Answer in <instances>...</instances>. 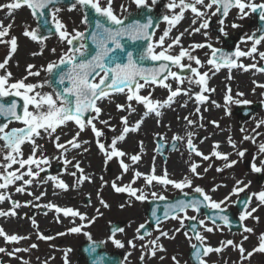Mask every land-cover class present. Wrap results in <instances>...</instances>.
Segmentation results:
<instances>
[{
  "label": "snow or ice",
  "instance_id": "1",
  "mask_svg": "<svg viewBox=\"0 0 264 264\" xmlns=\"http://www.w3.org/2000/svg\"><path fill=\"white\" fill-rule=\"evenodd\" d=\"M132 3L136 5L138 9L147 8V0H131ZM157 0H152L154 5ZM59 0H11L7 4H0V9H7V14L9 16L13 15L16 10L26 7L30 10V13L34 17H38L43 21V24L35 29L25 28L22 35L29 38L33 42H37L43 48L47 36L43 35V30L47 29L52 31L54 29V35L58 36L61 43H66L69 47L66 51L62 52L59 56L58 61L49 62L46 66H42L40 70L33 71L35 65L29 64L27 66V75L19 80L13 81L12 73L7 70V65L18 48V38L16 36H11L10 39L5 40L4 37L9 36L12 24L8 26H3L0 23V44L10 45L8 55L0 62V70H3V74H0V98L5 97H18L22 104L17 103L13 99L10 103H0V117H3L6 121L0 124V155L4 160L3 164H0V190H7L9 186L15 185L17 181H22V185L15 188L18 193H25L27 186L32 185L37 178L40 177V172L44 169L42 165L48 163V158L42 154L43 145L37 143V139H43L45 136L50 137L55 143L57 149H62L67 151L68 146L73 149H79L81 147V142L79 140L80 133L85 131L87 128H91L92 133L97 138V147L99 151L105 157V163L113 160L114 158L119 159L120 168L123 172L129 171V165L124 162L123 157L128 154L121 150L117 145L119 141H124L129 133L137 132L144 118L154 114L156 117L162 115L161 110L165 107H171L175 102V99L180 95L189 96L190 99L195 100L197 107L195 109L196 113L200 112L199 105L208 100V96L204 93L213 92L214 89H210L207 86L208 83V72H201L200 69L206 65L211 66L209 69L213 74L220 71L221 68H227L231 70L232 68H242L244 71H248L249 68H254L258 72H264V67H258L257 64L253 63L251 65H245L240 62L242 57H253L254 54H258L261 60H264V51H259L258 46L264 44V0L260 3L255 2V0H169L166 5L170 15H164L163 20L167 23L168 28H166L162 35L158 39H153L155 33L152 31L154 28V22L151 17L147 19L146 22H140L138 20H133L131 23H125V19H122L116 14V9L114 7V0H74L69 8L72 10H92L95 16L92 18L94 23V28L88 37L92 44L95 46V53L90 59H78V57H83L85 54V34L73 29L71 32L66 28V25L58 17V13L61 11L60 7H57ZM51 6V7H50ZM178 9V11H176ZM232 9L237 10V18L244 19L250 14H258L259 20L262 26L257 29L256 33L251 35H246L241 38L242 43L251 42V47L247 51L242 50L237 47L233 52H224L223 50L214 48L210 43H195L189 45L185 48L182 45L181 38L184 32H188L189 35L194 33H200L202 29H208L210 27L211 16L218 17V23L221 25L220 31L224 32V25L229 13ZM47 10V11H46ZM120 10L127 11L123 4L120 5ZM190 11L193 14L192 25H196L199 21L198 27H192L191 32L189 29H185L184 32L175 36L171 39V43L166 44V38H170V32L175 28L181 20L185 18V13ZM209 11L211 16H209ZM50 17V20L48 19ZM103 21H107L105 24ZM82 23L89 22V16L85 14ZM51 24L49 28L48 25ZM108 25H114L115 27H109ZM232 28L239 27L238 24L232 23ZM205 36L208 33L205 31L203 33ZM124 39L136 41H144L146 47L140 49L135 57L131 51L127 52L126 62H121L118 57L111 55L114 50L124 51V45L122 41ZM78 42V46L76 43ZM110 45L112 47H110ZM174 47H179L178 54H173ZM207 48L210 50L208 58L206 61H202L198 56L193 55L196 49ZM159 49V51H157ZM53 53L56 49L51 50ZM37 53H33L36 55ZM39 54H42L39 53ZM154 62L153 67H145L144 61ZM187 60L188 63H184ZM195 64V66H193ZM63 66V67H62ZM173 68L179 69V71H174ZM187 69L191 75L182 76L180 73ZM41 71L46 72L49 77L54 76V82L58 85V88H54L53 93H45L37 91L39 88H43L45 85L51 86L52 80L46 79L43 83H28V77H39ZM231 79V76H229ZM174 81L176 87L173 88V84L169 81ZM185 82L188 85H196L199 87V92L192 93L191 87L183 88L181 87ZM257 84L256 81H253ZM258 87L264 88V84H257ZM154 87H160L168 91V96L163 101L153 99V91H148V89H154ZM147 91V94H142V92ZM229 89V93H230ZM113 93L124 94L126 97V104H117V111L127 112L128 115L121 116L120 121L122 131L120 134L113 138L110 145H105L99 138L103 135V132L97 128L96 121L108 126V120H101L100 117L103 113V109L99 106L100 101L109 99ZM243 93H237V96H242ZM225 104L233 103H243L249 104L250 101L247 100H233L230 94H226L224 97ZM133 102L137 105H142L145 109L143 116L136 120L133 124L129 123V117L132 113L136 112V108L133 106ZM215 103V101H213ZM186 106V105H181ZM219 107V105H217ZM18 108L20 111H18ZM31 109V110H30ZM206 110V109H205ZM227 111V109H226ZM202 118V117H201ZM19 122L23 125L20 128H10L9 123L11 121ZM184 120L189 126L195 124V121L189 119L187 116ZM69 122L76 125L78 131L71 139L64 143H60V135L57 134L58 129L66 126ZM159 124L160 121L157 120ZM213 125L219 127L216 121H212ZM264 125V120L257 122V128ZM203 127V125H200ZM243 132L244 129H241ZM255 132V129L253 130ZM159 135V134H157ZM194 133L189 131L186 133V146L189 150L190 156L194 154L197 157H201L203 160L207 161L211 157H216L217 159H222L225 161L224 168L233 167L237 161H229L227 153H221L217 149L219 148V143L213 144V150L210 155H205L202 151L198 150L193 143ZM161 141L165 138L163 136L159 137ZM185 140L184 136L173 135L172 137V148L175 149L176 142ZM243 140H251L255 143V137L244 135ZM203 142V141H201ZM83 143H87L84 141ZM229 145L235 149L236 143L228 138ZM28 144L31 146L30 154L27 158H24L23 146ZM164 145L158 144L156 151H161ZM140 150L143 152V142L140 143ZM87 151V149H84ZM246 150H238L237 155L243 157ZM41 152L40 155H37ZM259 154L264 155V143L258 145ZM63 155V153H62ZM133 164L138 163L142 156L141 154H133L129 157ZM155 158H153L154 160ZM255 157L253 158V163L251 164V170L255 173H259L264 170V160L260 161L261 166H257L255 163ZM65 165L72 164L71 161L65 158ZM14 165H19L15 170ZM80 175L77 177V183H83L84 181L91 182V177L83 174V169L80 168L79 162L72 165ZM199 164L191 162L189 164L188 171L191 176L185 175L181 180H173L169 177V173L165 168L162 175L156 174L155 164L153 163L152 169L149 173H141L139 171H134L133 178L128 185L118 186L115 181L111 183L112 189L116 193H127L130 197H134L137 201H145L148 196L145 194L144 188L132 187L135 184L136 179L143 177L146 187H155L157 185L167 188L169 185L174 189L179 190L184 196H189L185 189H191L193 192L199 194V199H180L176 200L174 203H168L165 205L163 218L156 215V210L153 209L152 215L155 218L156 229L159 235L148 242V245H142V247H148L150 255L155 256L157 251H165L162 244H159L161 237L174 238V234L169 236L167 231L161 229L162 219H172L178 220L181 228L184 227L186 220L197 221V216H189L188 210L193 212H200L201 208H209L214 210L215 215L213 217H205L204 219H199L198 223L203 228L205 232L212 233L216 228V221H222L224 226H229L230 221L227 215H223L227 202L230 201L231 196H238L239 193L244 192L248 187L243 181L236 180L235 186L233 187L231 193L225 196L223 199L217 201L213 199L209 192H206L201 186H193L192 177L202 178L201 174L197 171ZM211 167V165H209ZM24 170V171H21ZM205 172L208 168L204 169ZM217 172L223 171V168H217ZM72 176H76V172L70 173ZM27 177V179L25 178ZM103 179V178H101ZM120 180L121 177L116 178ZM52 181L55 188L67 191L69 186L58 177H49L42 181V183H47ZM107 183L106 181L104 182ZM240 185H243L241 187ZM103 187V184H102ZM220 185H217L211 189L215 192ZM139 193V194H138ZM28 195H33V193L28 192ZM45 193H41L40 196H36V200H40ZM99 197V193H98ZM151 197L158 200H166V197L157 192H151ZM253 197L259 202L260 205H264V191L259 193H253L252 196L248 198L245 202L244 210L239 214V220L241 222L247 220L248 218H253L258 220V217H254L253 213L257 211L256 208H251L249 210L248 205L253 199ZM11 201V208L7 211L0 210V217L5 216H17L18 213L16 209L21 205L19 202L11 200V197L6 194V192H0V203L5 201ZM100 203L103 207L107 208L109 205L103 198H100ZM40 207L41 205H36ZM49 210H54L57 214L62 213L64 217L79 218L82 222L79 225L73 226L67 230L68 233L78 234L82 232V229L86 224H91L95 222L96 217H87L86 214L79 212L71 207H60L54 203L49 202L43 205ZM121 208L124 205H120ZM99 213V209L96 210ZM47 215V213H45ZM211 220L212 226H208L207 221ZM86 222V224L84 223ZM243 233H253L254 229L248 227L242 223ZM32 227L37 229V238L39 240H51L53 237L45 236L39 232L38 224L35 219H32ZM144 228V224H141L137 228V234L140 230ZM179 232L180 229H176ZM116 232H123V229L117 228L113 230V235L110 237L111 242L117 248H123L125 245L115 238ZM91 239L88 232L83 233ZM58 235H65V233H58ZM150 235V233H149ZM184 235L188 239L195 240L198 243H192L191 247L193 251V257L196 264H208L207 260L204 259L208 257L210 253H221L224 248L231 246L234 250H238L241 257V264L244 260H247L253 256L255 252L264 253V233L259 236L258 246L253 248L252 251L246 253V249L243 247V242L247 241L249 237L243 235L240 243H234L233 240L229 239L227 241H222L219 247L213 248L206 244V237L200 232L194 229L193 235L189 236V233L185 232ZM0 237L3 238L5 243H19L21 240L28 239L27 236H21L18 234H7L4 229L0 228ZM139 239L143 240V235H138ZM128 245L130 247H135L133 240H129ZM38 245L33 243L30 248H37ZM21 251H28V249H21L19 247L15 248L13 251L8 252L6 248L0 247V253H6L9 256H15L16 253ZM71 249L66 250L64 264H68L67 252ZM90 253L96 252V247L93 245L89 249ZM246 253V255H245ZM127 259V258H125ZM144 259V254L141 255V260ZM163 259V257H160ZM175 264H179L176 257L172 258ZM24 264H27L25 261ZM47 264V262H45ZM93 264H103V257H97L93 260Z\"/></svg>",
  "mask_w": 264,
  "mask_h": 264
},
{
  "label": "rangeland",
  "instance_id": "2",
  "mask_svg": "<svg viewBox=\"0 0 264 264\" xmlns=\"http://www.w3.org/2000/svg\"><path fill=\"white\" fill-rule=\"evenodd\" d=\"M11 2V0H8L7 2H4L3 0H0V4H7ZM255 2L260 3L261 0H255ZM169 3V0H165L164 2V15H170L168 9L166 8V5ZM123 4L127 11H121L120 5ZM147 4L149 6H154L152 4V0H147ZM162 6V8H163ZM114 7L116 9V14L120 16L121 18H124L129 12L133 11L136 8V5L131 2V0H114ZM61 11L58 13V17L63 21V23L66 25V28L71 32L73 29H76L79 32H83L86 28L85 24L81 21L83 20V13L82 10L76 9L69 11L70 7H60ZM7 9H0V14L4 13ZM234 9L231 10L229 16L227 17L224 25V32L222 33L220 31L221 25L218 23V17L217 16H211V12L209 11V16H211V22L213 24L210 25L208 29H202L200 33H194L189 35L188 32H184V30L187 28L185 26L186 23V17H193L192 13H189L187 11L185 13V18L181 20V22L172 29L170 32V38L166 40L167 43H171V39L175 38V36L179 35V33L184 32L183 37L181 38V42L185 48L189 47V45L195 44V43H210L214 48H224L228 46L224 45V39L223 37H229L232 36V38L235 40V47H240L242 50H248V48L251 47V42L242 43L241 38L245 37L246 35H251L250 29V20L248 17H245L244 19H238L236 17V14L233 12ZM15 12L19 13L18 18H12L8 19L5 22H0L3 24V26H8L9 24H12V27L9 32V36L4 37L5 40H8L11 38V36H16L18 38V47L20 46L21 51L25 55H31V62H28L30 58H26L24 61H20L19 64H16L15 60L13 61V58L9 60V64L7 65V70L12 73V79L13 81L19 80L27 75V66L29 64L35 65V68L33 71L40 70L42 66H46L49 62L58 61L59 56L62 54V52L66 51L69 47L66 43H61L58 36H53L47 38L45 41V44L43 48H41V45L37 42L31 41L29 38H26L22 35L25 28L35 29L36 28V22L34 16L31 15L30 10L26 7H22L19 10H16ZM232 23H236L239 25L237 28H232ZM199 21L196 25H189L187 29H189V32H191L192 27H198ZM168 28L167 23L164 21L162 22L155 31V35L153 39H158L160 35H162L163 31ZM218 29L219 33H215L213 29ZM257 29V28H256ZM207 32L208 35L205 36L203 33ZM256 31V30H255ZM10 45L7 44H0V62H3V60L6 58L9 52ZM55 48L56 52L53 53L51 50ZM179 47H174L173 54H178ZM159 51V49H157ZM42 54H39L41 53ZM33 53H37L36 55H33ZM208 54H210V50L207 48L204 49H196L195 52H193V55L196 56H205L206 59L208 58ZM36 56V58L34 57ZM35 58V59H34ZM34 59V60H33ZM36 60V61H35ZM246 63L249 65L255 63L258 67H262L263 63H261L258 59L253 57H246L244 59ZM184 63H188L187 60L184 61ZM20 65V68L19 66ZM195 64H193L194 66ZM10 66V67H9ZM264 67V66H263ZM253 69V68H252ZM174 71H179V69L173 68ZM264 73V72H263ZM0 74H3V70H0ZM182 76H189L191 73L185 69L183 72L180 73ZM46 79H49V75L46 72L41 71V75L39 77H28V80L26 82L28 83H43ZM173 85H175L174 81H169ZM188 85L187 82L183 84V86ZM213 89V88H212ZM53 88L51 86L45 85L43 88L37 89V91L45 92V93H53ZM148 91H153V99L163 101L167 98L168 92L166 89L160 88V87H154V89H148ZM210 92H207L209 94ZM142 94H147V91L142 92ZM233 97V96H232ZM262 99H256L255 94H253L252 99H248L247 101H250L248 107H251L254 103H260L259 107L255 109L253 113L248 115L246 119L243 120L246 121V124L243 123L241 118L236 115L237 108L240 105H243V103H233L230 102L229 104H224V113L226 114L225 121L230 123L232 126H234L237 135L232 138V140H235L237 150H235V155L231 157L229 161L235 160L237 163L231 167V168H224L225 161H217L216 159L212 158L210 156V159L205 161L201 157H197L194 154L190 156L189 150L186 146V133L191 131L194 133L192 139L195 146L198 145L197 149L202 151L205 155H208L206 150H203L201 146V140H203V136L199 134L200 126L199 124H193L189 126L187 122L184 120V117H188L189 119L195 121L197 119V116L205 115L207 114L208 108L210 105L213 106L214 104H200V112L196 113L195 109L197 107V103L195 102L194 98L190 99L192 102V108H189L188 111L184 110L182 113L185 115L183 117H172L170 119V122H175V124L182 126V131L179 133L180 136H184L185 140L178 141L179 148L172 152V153H166V158L163 159L161 155H159L156 152V139L160 136H163L165 139L163 140L167 144L171 143L172 136L166 137L165 132H151L149 134V139L151 142V154L152 157L149 159L150 163L153 165L158 164L161 165L160 167L163 169L168 168L167 166L171 165L172 159L171 157L174 156L176 162L179 165L178 172H172L170 173L171 176H169L173 180H181L185 175L191 176V173L188 171L189 164L191 162H195L199 164V167L197 171L201 174L202 178H195L192 177L193 180V186H201L205 189L206 192H209L210 195L213 197V199L219 201L223 199L225 196L229 195L231 193L233 187L235 186L236 180L242 181V177L244 176L246 178V181L244 184H247L248 187L245 189L244 192H247L250 196H252L253 193H259L260 191H264V170L261 171L263 180L261 181L260 177L257 178V174L251 170V165H249V161L253 163V158H257L255 163L257 166L260 165V161L264 160V155L258 156V145L260 143H264V125H261V127L258 128L256 132H253L252 127H250L248 122L256 123L260 120H264V93L260 96ZM211 99L213 97H210ZM233 100H237L233 98ZM243 101L244 99H239ZM99 106L103 109V113L100 117L101 120H108L109 125L106 126L99 121H96V126L98 129H100L103 132V135L99 138V140L104 143L105 145L108 144L107 137H105L107 130L111 132V137L118 136L120 132L122 131V125L120 118L122 116L121 112L117 111L116 105L117 104H126V97L124 94L120 93H113L109 99H105L103 101L98 102ZM175 105H178L176 102ZM186 105V104H183ZM133 106L136 108L142 105H137L135 102H133ZM245 106V104H244ZM177 106H175L176 108ZM187 109V108H186ZM192 109V110H191ZM206 109V110H205ZM227 109V111H226ZM31 110V109H30ZM164 110H168V107ZM162 110V111H164ZM213 114L218 116V113L215 111H212ZM128 114V113H127ZM135 114H137L135 112ZM134 113H132L130 116H135ZM168 116V114H167ZM165 117V114H164ZM250 120V121H249ZM199 122V120H197ZM220 124L222 122L219 120ZM23 127L22 124L19 122L12 121L9 123V129L10 128H20ZM241 129H244L242 132ZM76 131H78V128L75 124L69 122L66 126L58 129L57 134L60 135V143H64L67 140L71 139L73 135H75ZM159 134V135H157ZM243 134L244 135H252L255 137V143H244L243 142ZM94 134L91 131V128H87L85 131L80 133L79 140L80 142H83L84 140L93 138ZM43 141H40L41 139H37V143L43 145L42 154L48 158V163L46 165H42L41 167L49 168L50 170L54 167H58V170L51 172L48 175H41L40 177L35 180V182L32 185L27 186L28 191H30L32 188H36L39 184L42 183L43 180L49 178V177H58L61 180L68 181L69 180V172L73 168L72 165L79 162V165L83 168L84 171L88 172L90 169V172H94V169L96 172L99 173V176L103 179H100L99 182L92 184L89 183V185H85L83 188H81L80 191H77L75 193V197L71 202L76 203L79 208H81L83 211H85V214L87 217H96L95 222L87 229H82L81 233L73 234L68 233L67 230L73 226L79 225L82 222L78 220L70 219L65 220V223L67 224V227L65 228V235H53V239L51 240H39L37 238V229L32 227V219H35L38 224L39 232L42 234H46L47 231L52 228V225L50 224V210L46 207H43V205L51 203H66L67 199H64L63 197L60 199L59 197H50V198H41L40 200H36L35 198H32L31 200L25 199L26 196L24 194L15 193V185L9 186L7 190H2V192H6L7 195L11 197V200L19 202L21 205L18 210H21L22 216L20 220H25L26 223L22 222L20 225H22L21 229H17V232L21 234L23 233V236H27L28 239L21 240L19 243H5L3 238L0 237V247H4L7 249L8 252L13 251L15 248L19 247L21 249H28V251H21L15 254V256H9L6 253H0V264H24L26 261L27 264H64L63 256L65 257V252L68 249H71L70 252H67V260L68 264H87L85 258L82 256V254L79 253L77 248L82 244L83 241L86 239L88 241H102L104 245V249L109 252H116L121 255V261L122 264H138L139 262L143 264H175L173 261V257H176V260L179 261V264H190V261L188 260V249L190 245L193 243V240H189L188 237L184 235L185 232L179 231L176 232V229H181L180 223L178 220H172L169 219L168 221L162 222L161 229L164 231H167L169 233V236H172L174 234V238H165L162 237L159 240V244L163 245V248L165 251H157L158 252V258L156 259H150V252L148 247H142V245H148V242L152 239H154L156 236L159 235V232L157 231L156 227H153L151 229L150 235L144 236V239L141 240L139 238H136L134 241L135 247H130L128 245V231L131 229L135 230L136 236L138 237L139 234H137V225L140 220H135L134 214L135 211L141 207L146 208V205L148 206L150 201H157L158 199H153L151 196H148L145 203L138 204V202H134L133 205V212L129 211H122L119 214H112L109 210H106L102 208V205L100 203V198L102 197L104 201L108 203V200L106 198H109V186L108 181L111 179H114L117 175V173L120 171L117 167V164L115 162V158L111 161H108V163H105V157L103 154H99L97 156V153L85 155L79 150H75V152L69 153L67 155V152H64L62 149H57L55 147V143L53 140L45 136L43 138ZM139 138L136 136L134 137V141H138ZM97 141L94 140L93 144H91L92 148H95V143ZM173 142V141H172ZM2 143V142H0ZM201 148V149H200ZM238 150H246L245 155L243 157H240L237 155ZM31 146L28 144H25L23 146V153L24 158H27V156L30 154ZM63 153V155H62ZM101 153V152H100ZM135 154H138V151L134 152ZM41 152H38L37 155H40ZM173 155V156H172ZM210 155V154H209ZM65 158L72 162V164L65 165L64 160ZM153 158H155L153 160ZM82 159V160H81ZM4 160L2 158V155H0V164H3ZM211 165V167H209ZM19 165H14L12 170H15L18 168ZM110 167V169H109ZM85 168V169H84ZM208 168V171L205 172L204 169ZM217 168H223V171L217 172ZM110 170V172H108ZM2 171V169H0ZM24 171V170H21ZM107 182L106 184L104 182ZM49 188H55L52 181H48L47 183ZM103 184V187H102ZM217 185H220V187L217 188L215 192H212L211 189ZM142 187H144V184H141ZM243 187V185H240ZM58 191H60L58 188H56ZM158 194H162L166 197V200H169L173 198L174 196L180 194L181 192L177 189H174L170 185L167 188H164L162 186L155 187ZM85 190V191H84ZM84 191V192H83ZM185 192H193L191 189H185ZM99 193V197H98ZM242 193V192H241ZM239 193V195L241 194ZM238 195V196H239ZM236 195L231 196V199L229 202H227V207L230 209H234V202L237 199ZM85 197H88L89 202H85ZM11 203V201L9 200ZM36 205H41L40 207H37ZM258 208V201L253 197L250 204L248 205L249 210L252 207ZM264 207V205H262ZM11 208V205L4 206L0 208V210L7 211ZM99 209V213L96 214V210ZM47 213V215H45ZM83 213V212H82ZM189 216L195 215V212L188 210L187 213ZM97 215V216H96ZM141 215L143 218L144 213L141 212ZM254 217H258V220H255L253 218H248L244 221V224L248 227H251L254 229L253 233H231L227 229L217 226L216 228L218 230H214L212 233L205 232L203 228L200 227V232L207 238L206 244L212 246L213 248L219 247L221 245L222 241H227L229 239L233 240L234 243H240L242 240L243 235H247L249 239L247 241L243 242V247L246 249V253L249 251H252L253 248L258 246L259 243V236L261 233H264V209L262 211H256L253 213ZM16 216H5L0 217V222L4 221H11L14 219V223L16 224L15 220ZM205 217L202 216L199 219H204ZM123 221V232H116L115 238L119 239L125 246L123 248H117L115 245L111 242L110 237L112 235H109L106 232V229L108 227L115 223ZM187 221V220H186ZM185 221V225H187V222ZM12 223V226L15 224ZM136 224V225H132ZM208 226H212V224L207 221ZM5 228L10 227L9 224L2 223ZM19 225V226H20ZM69 225V226H68ZM135 226V228H134ZM140 226V225H139ZM29 228V230L27 229ZM32 230V231H30ZM34 230V231H33ZM88 232L90 234L91 239H89L88 236H85L83 233ZM183 232V233H181ZM29 234L26 235V234ZM189 233V232H187ZM189 236L191 234L189 233ZM59 240H62L59 242ZM37 244L38 247L33 249L30 248L31 244ZM144 254V259L141 260V255ZM245 253V255H246ZM215 257L217 264H241V257L238 250H234L231 246H228L223 249L221 253H210L209 257ZM160 257H163V259H160ZM264 253L255 252L253 256L247 260H244L242 264H264ZM127 258V259H125Z\"/></svg>",
  "mask_w": 264,
  "mask_h": 264
},
{
  "label": "bare ground",
  "instance_id": "3",
  "mask_svg": "<svg viewBox=\"0 0 264 264\" xmlns=\"http://www.w3.org/2000/svg\"><path fill=\"white\" fill-rule=\"evenodd\" d=\"M4 2H7L8 0H3ZM178 11V9L176 10ZM236 14L237 17V10L234 9L233 11ZM189 13H191L189 11ZM19 17V13L14 12L13 15L9 16L7 14V10L4 13L0 14V22H5L8 19H12V18H18ZM250 20V29L249 32L251 31V33L253 34L256 30V28L258 27V22H257V18L253 15L250 14L249 16H247ZM192 19L193 17H186V23L185 26L188 28L189 25L192 24ZM213 24V22H210V25ZM182 33V32H181ZM180 34V33H179ZM166 40H168V38H166ZM183 45V44H182ZM258 50L259 51H264V44L258 46ZM247 51V50H246ZM30 58V60L28 62H31V55H25L22 51L20 46L17 48L16 52L14 54H12V58L13 61L15 60L16 64H19L20 61H24L26 58L28 57ZM256 59H258L261 63L264 64V60H261L258 54H254L253 55ZM36 58V56H34ZM34 58V59H35ZM199 58L202 61H206V57L203 55L199 56ZM33 59V60H34ZM244 59H246V57H242L240 58V62L245 64V65H249L248 63H246L244 61ZM27 60V59H26ZM36 61V60H35ZM20 68V65H17ZM195 66V65H194ZM10 67V66H9ZM211 68V66H208L205 64V66L203 68L200 69L201 72H208L209 78H208V83L207 86L210 89H214L213 92H210L209 94L204 93L206 96H208V100L205 101L202 104H214V108L212 105L209 106L208 108V113L205 115H198L197 119L195 120V125L199 124L203 125V127L200 126L201 129H199V134L201 136H203V142H201V146L203 148V150H206L207 154L209 155L212 150H213V144L214 143H219V148L217 149L218 151H220L221 153H227L228 154V158L229 160L231 159V157H233L236 153L235 150H237V146L235 149H233L229 143H228V138L231 137V139L237 135V132L234 128V126H232L230 123H228L227 121H225L226 118V114L224 113V104H225V100L224 97L226 94H230L231 96H233V98L235 99H244V100H248V99H252L253 94H255L256 99H262L260 96L262 93H264V88L262 87H258L257 84H264V73L263 72H258L256 71V69H252L249 68L248 71H244L242 68H232L231 70L227 69V68H221L220 71L215 72V74H213L214 69L212 71H210L209 69ZM229 76H231V79H229ZM253 81H256L257 84H254ZM176 85H173V88H175ZM183 88H189L191 87V91L192 93H196L199 92V87L196 85H186V86H181ZM229 89L231 90L229 93ZM168 92V91H167ZM237 93H243L242 96H237ZM210 97H213L212 99ZM213 101H215V103H213ZM178 103V105H175V103ZM183 104H186V106H181ZM217 105H219V107H217ZM175 106H177L175 108ZM167 107H165L164 109H166ZM187 108V109H186ZM189 108L193 109L192 106V102L189 99V96L186 95H180L175 99V102L171 105V107H168V110H164L162 112V115L160 117H156L154 114H151L149 116H147L146 118H144V121L140 127V129L135 132V133H129L126 136V139L124 141H119L118 142V147L125 151L128 155L126 157H123L121 159L124 160L125 163H127L129 165V171L128 172H123V170L121 168H118L120 171L117 173L116 177L114 179L109 180L108 182V186H109V198H106L108 200V205L109 207L105 208L102 206V208L109 210L110 212H112V214H119V212L121 213L122 211H129V212H133V205L134 202H138V204L145 203V201L141 202V201H137L135 200L134 197H130L127 193H116L112 187H111V183L113 181H115L117 183L118 186H122V185H128L132 178H133V173L134 171H139L141 173H149L152 169V164L150 163L149 159L152 157L151 154V142L149 139V134L151 132H165V136L166 137H170L172 135H179V133L182 131V126L175 124V122H170V119H172V117H183L185 115V113L183 114L182 112L184 110L188 111ZM191 109V110H192ZM145 109L141 106L137 107L135 116H130L129 117V123L133 124L136 120L140 119L143 114H144ZM212 111H215L218 113V116H216L215 114L212 113ZM121 112V111H119ZM122 116L128 115L127 112H121ZM165 114V117H164ZM168 114V116H167ZM202 117V118H201ZM240 117V116H239ZM157 120L160 121V123H157ZM197 120H199V122H197ZM219 120L222 122V124L224 126H222L219 122ZM243 121L244 124H246V121L241 119ZM212 121H216L219 124V127H216L215 125H213V123H211ZM250 121V120H249ZM247 124L250 125V127H252V130L255 129V132L258 130L257 128V124L253 123V122H248ZM138 137L139 140L136 142L134 141V137ZM244 136V134H243ZM252 136V135H250ZM105 137H107V145L111 144V141L113 140V138L117 137H111V132L107 130ZM44 139H41L40 141H43ZM94 140H96V137L93 136V138L84 140L87 141V143H83L81 142V147L79 149H73L70 146H68L67 152L66 154L69 155L68 152L71 151V153L75 152V150H79L82 153H84L85 155H87V153L89 154H94L96 152L97 156H99L100 153L98 147H97V143H95V148L91 147V144H93ZM141 141L143 142V152H141L140 150V143ZM235 141V140H233ZM244 143L250 144L253 143L251 140L245 141L243 140ZM106 145V146H107ZM198 147V145H197ZM84 149H87V151H84ZM201 149V148H200ZM138 151L139 154H141L142 159L136 163L133 164L132 161L129 159V157L133 154H135L134 152ZM237 152V151H236ZM258 152V151H257ZM258 156H262V154H259V152L257 153ZM173 156V155H172ZM214 159H216L217 161H224L222 159H217L216 157H212ZM172 162L170 166H167L168 168L167 171L169 173L172 172H178L179 170V165H177L178 163L176 162L174 156L171 157ZM82 160V159H81ZM257 160V158L255 159V161ZM115 162L117 164V167L119 164V159L115 158ZM161 165L155 164V168H156V174L157 175H162L164 168L162 169L160 167ZM80 168H82L80 166ZM83 169V168H82ZM85 169V168H84ZM72 172H76L77 175L76 176H72L70 175V173ZM83 174L86 176L91 177V182L89 181H84L83 183H77V177L80 175V173L77 171L76 168H72L71 171L69 172V180L65 181L63 180L68 186V190L64 191L62 189H59L60 191H58L56 188H49L48 184L45 183H41L39 184L36 188H32L30 191H28V187L25 193H23L27 200H31L32 198H35L36 196H40V194L43 192L45 193V195H43L41 198H50V197H63L64 199H67L66 203H55L56 205L60 206V207H71L73 209L78 210L79 212H83L85 214V211H83L81 208H79V206L76 203L71 202V200L74 199L75 197V193H77V191H80L81 188H83L85 185H89V183L95 184L97 182L100 181L101 177L99 176V173L96 172V170L94 169V172H90V169L88 172L83 170ZM257 174V178L260 177V175H262L261 172L256 173ZM120 176L121 179L117 180L116 178ZM27 179V177H25ZM242 181L243 183L247 182L246 178L243 176L242 177ZM141 184H144V187L141 186ZM22 185V181H17L15 186H21ZM158 186V185H157ZM155 186V187H157ZM15 187V188H16ZM132 187L135 188H144L145 190V194L147 196H151V192L156 191L155 187H146L145 186V181L143 179V177L136 179L135 184L132 185ZM85 191V190H84ZM83 191V192H84ZM0 192H2V190H0ZM15 193H18L15 191ZM31 192L33 193V195H28L27 193ZM22 194V193H19ZM139 194V193H138ZM60 198V199H61ZM11 205V203L9 201H5L3 203H0V208L4 207V206H8ZM120 205H124L123 208L120 207ZM264 209V207L262 205H260V207L257 209V211H262ZM16 212L18 213V215L15 217L16 220V224L13 222L14 219H12L10 222L9 221H4V222H0V228L4 229V231L7 234H18L23 236V233L21 232L18 233L17 229H21L22 225H20L22 222L26 223L25 220H20L21 216H22V212L21 210L16 209ZM141 212L144 213V217H142ZM147 212H148V207L146 206V208L141 207L139 209H137L135 211L134 217L135 220H140L138 224H141L144 222V220L147 218ZM96 214L97 211H96ZM97 216V215H96ZM78 218V217H77ZM77 218H72V217H64L62 213L57 214L54 210H50V215H49V219H50V224L52 225V228L49 230H46L47 233L44 234L45 236H53V235H58V233H63L65 231V228L67 227V224L65 223V220H77ZM79 220V219H78ZM2 223L9 224L10 227L5 228V226L2 225ZM12 223H14L15 225L12 226ZM86 224V222H84ZM91 224H86V226L83 229H87L89 228ZM20 225V226H19ZM132 225H136V224H132ZM69 226V225H68ZM135 228V226H134ZM29 230V228H27ZM32 231V230H30ZM34 231V230H33ZM135 230L131 229L128 231V241L129 240H133L135 241L137 236L136 233L134 232ZM26 235L29 236V234L27 233ZM162 238V237H161ZM62 240H59V242H61ZM158 252H156L155 256L150 255V259H156L158 258ZM63 259H65V257L63 256Z\"/></svg>",
  "mask_w": 264,
  "mask_h": 264
},
{
  "label": "water",
  "instance_id": "4",
  "mask_svg": "<svg viewBox=\"0 0 264 264\" xmlns=\"http://www.w3.org/2000/svg\"><path fill=\"white\" fill-rule=\"evenodd\" d=\"M74 2V0H59V3L58 5H71L72 3ZM51 7V6H50ZM47 11V10H46ZM84 14H87L89 16V22L86 23L88 28H87V31L85 32V38H86V43H85V48H86V51H85V54L83 57H78V59H90L92 55H94L95 53V46L92 44L91 40L88 39V37L90 36L93 28H94V23H93V20L92 18L95 16V13L92 11V10H86V12L84 11ZM151 17L153 22H154V28L152 29V31L155 30L158 22L160 20H162V16L160 15H157L155 14V12L150 9V8H141V9H138L137 12L135 13H130L129 16L127 18H125V23H131L133 20H138L140 22H146L147 19ZM49 19V17H48ZM103 21V18H99ZM36 20H37V23H38V26L42 25L43 24V21L40 20L38 17H36ZM50 20V19H49ZM105 24H107V21H103ZM109 27H115L114 25H108ZM48 27L50 28L51 27V24L49 23ZM54 29L52 31H48L47 29H44L43 30V35L45 36H50V35H54ZM76 43V45L78 46V42H74ZM122 44L124 45V51H120V50H114L113 53H111V55L115 56V57H118L119 60L121 62H126L127 60V52L131 51L135 57L136 53L146 47V43L144 41H136V42H133L131 40H128V39H124L122 41ZM110 47H112L110 45ZM144 66L145 67H153L155 66L154 65V62L152 61H144L143 62ZM63 67V66H62ZM50 79L52 80V86H54V88H58L59 86L55 84L54 82V76L53 77H50ZM13 99H15L19 104H22V101L18 98V97H5V98H0V103H10ZM18 111H20V109L18 108ZM251 110H245V115L250 113ZM6 121L4 120L3 117H0V124L2 123H5ZM161 144V143H159ZM162 145H165V144H162ZM169 149L172 150V144L169 146ZM163 150H164V147H163ZM191 198H197L199 199V194L197 195H193V196H184V195H180V196H175L174 199L170 200V201H159V202H153L151 203V211L149 213V216H150V222L151 223H155V218L153 217L152 215V212H153V209L156 210V215L163 218V213H164V209H165V205L168 204V203H174L176 200H180V199H191ZM248 200V197L247 196H243L241 197V199L237 202V207L239 208V210L241 211L242 208H244V205H245V202ZM204 209V214L207 215V217H213L215 215V212L214 210H208L207 208H203ZM231 212L229 211H224L223 215H227L228 218H229V221H230V225L228 226L230 229H236V230H241V221L239 219H233L232 218V215H230ZM200 215V212L197 213V217ZM191 224H190V229H192V232L194 231V229L196 230L198 227V223L194 222V221H190ZM216 223H223L222 221H219L217 220ZM121 224L120 223H116L113 225V228H111V230L113 231L114 229H117L119 228ZM146 232V231H145ZM198 243V242H196ZM101 249V248H99ZM190 249V253H189V256H190V259L191 261L196 264V261L193 257V249L192 247L189 248ZM82 251L85 252L86 256H87V259H88V262L89 264H93V260L97 258V254L95 253H90L89 252V244H84L82 245ZM104 263L105 264H120V255L118 254H115L112 256V258H108V257H104Z\"/></svg>",
  "mask_w": 264,
  "mask_h": 264
},
{
  "label": "flooded vegetation",
  "instance_id": "5",
  "mask_svg": "<svg viewBox=\"0 0 264 264\" xmlns=\"http://www.w3.org/2000/svg\"><path fill=\"white\" fill-rule=\"evenodd\" d=\"M204 259L207 260L208 264H217V262L215 261V257H205Z\"/></svg>",
  "mask_w": 264,
  "mask_h": 264
}]
</instances>
